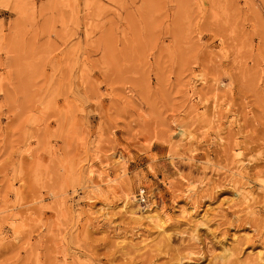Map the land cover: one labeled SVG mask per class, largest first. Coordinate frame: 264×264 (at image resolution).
I'll use <instances>...</instances> for the list:
<instances>
[{
    "label": "rangeland",
    "instance_id": "374dc122",
    "mask_svg": "<svg viewBox=\"0 0 264 264\" xmlns=\"http://www.w3.org/2000/svg\"><path fill=\"white\" fill-rule=\"evenodd\" d=\"M255 255L264 0H0V264Z\"/></svg>",
    "mask_w": 264,
    "mask_h": 264
},
{
    "label": "bare ground",
    "instance_id": "6f19581e",
    "mask_svg": "<svg viewBox=\"0 0 264 264\" xmlns=\"http://www.w3.org/2000/svg\"><path fill=\"white\" fill-rule=\"evenodd\" d=\"M185 133V132H184ZM184 133H183V131L181 130V131H179V134L178 135H181V137L182 136H184ZM123 154H120V158L121 157H123L122 156ZM92 167H94V166H92ZM94 170H95V168H93ZM90 172L92 173V172H94L92 169L90 170ZM97 172V171H96ZM98 174H99V170H98V172H97ZM88 174H89V171H88ZM91 175V174H90ZM94 175V174H93ZM100 177H102V179H104L103 178V176L101 175ZM91 179V178H90ZM110 181H112V180H110ZM109 182L108 181H106V185L108 186L109 184H108ZM90 187V186H89ZM93 188H95V189H97V190H99V187H101V184H100V182L99 181H96L94 184H93V186H92ZM110 188V189H109ZM187 189V188H186ZM113 190H115V189H113V187L110 185L109 187H108V191L105 193V194H107V196H108V192H111V196H115V192L113 191ZM194 191V190H193ZM105 192V191H104ZM239 192H240V190H239ZM242 192V191H241ZM100 193V192H99ZM237 193V192H236ZM244 193V192H243ZM248 194V193H247ZM237 195H242V193H237ZM102 196V195H101ZM106 196V195H105ZM104 196V197H105ZM240 197V196H239ZM242 197H243V199H246L247 198V196H246V194H245V196L244 195H242ZM108 199V198H107ZM106 199V200H107ZM112 199V198H111ZM240 199H242V198H240ZM242 199V200H243ZM105 200V201H106ZM121 200V199H120ZM112 201V200H111ZM244 201V200H243ZM242 201V202H243ZM106 202H109V201H106ZM113 202V201H112ZM111 203V202H110ZM113 204V203H112ZM117 204V203H116ZM125 204V203H124ZM107 205H109V204H107ZM110 206H111V204L109 205V208H110ZM118 206V205H117ZM194 206V205H193ZM108 207V206H107ZM147 208V207H146ZM113 210V209H112ZM148 208L145 210V211H147L148 212ZM191 210V209H190ZM195 210V209H194ZM143 213V212H142ZM146 213V212H145ZM150 213V212H149ZM138 215H139V213H138ZM142 215V214H141ZM153 216V215H152ZM151 215H147L146 214V219L147 218H149L147 221H149L150 223H152L153 224V226L159 231V234H161L162 236H167V240H169V235H168V229H166V227H165V224H164V222L163 221H161V219H157L156 221H154V220H152V217ZM139 217H141L140 215H139ZM143 217V216H142ZM144 218V217H143ZM153 227V228H154ZM170 233V232H169ZM233 236V235H232ZM235 238V237H234ZM163 239H165V238H163ZM130 241V240H129ZM234 255V252H232V249L230 250V249H226L225 248V252H224V257H226V261L229 259V258H231V256H233ZM249 259V258H248ZM252 260V264H264V260H263V258L260 256V255H258V256H256L255 255V257L254 258H252L251 259Z\"/></svg>",
    "mask_w": 264,
    "mask_h": 264
},
{
    "label": "built area",
    "instance_id": "2783aa9c",
    "mask_svg": "<svg viewBox=\"0 0 264 264\" xmlns=\"http://www.w3.org/2000/svg\"><path fill=\"white\" fill-rule=\"evenodd\" d=\"M140 196H141V198H142V202H145V200H146V198L144 197V194H145V189L144 188H142L141 190H140Z\"/></svg>",
    "mask_w": 264,
    "mask_h": 264
}]
</instances>
